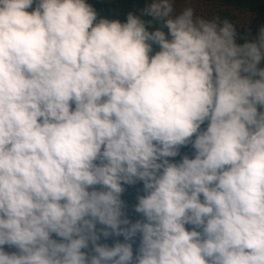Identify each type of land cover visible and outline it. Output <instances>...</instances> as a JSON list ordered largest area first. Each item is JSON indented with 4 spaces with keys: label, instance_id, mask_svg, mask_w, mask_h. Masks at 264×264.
Returning a JSON list of instances; mask_svg holds the SVG:
<instances>
[{
    "label": "clouds",
    "instance_id": "clouds-1",
    "mask_svg": "<svg viewBox=\"0 0 264 264\" xmlns=\"http://www.w3.org/2000/svg\"><path fill=\"white\" fill-rule=\"evenodd\" d=\"M238 38L0 0V264H264V26Z\"/></svg>",
    "mask_w": 264,
    "mask_h": 264
},
{
    "label": "trees",
    "instance_id": "trees-1",
    "mask_svg": "<svg viewBox=\"0 0 264 264\" xmlns=\"http://www.w3.org/2000/svg\"><path fill=\"white\" fill-rule=\"evenodd\" d=\"M90 2L93 3L102 14L112 18L119 17L123 19L127 12L142 8L145 0H90ZM222 5L227 8H242L253 14L261 15L264 26V0H223ZM223 19L224 18H221V20ZM258 31L259 29L257 28L248 30L238 29V43H243L245 39L254 37ZM134 196L135 190L129 188L124 198L131 203L134 202Z\"/></svg>",
    "mask_w": 264,
    "mask_h": 264
},
{
    "label": "rangeland",
    "instance_id": "rangeland-1",
    "mask_svg": "<svg viewBox=\"0 0 264 264\" xmlns=\"http://www.w3.org/2000/svg\"><path fill=\"white\" fill-rule=\"evenodd\" d=\"M222 1L223 0H176V5L177 8L191 5L196 8L198 14L207 18L219 16L220 19H229L237 24L238 29H260V27L263 26L261 15L253 14L242 8L224 7Z\"/></svg>",
    "mask_w": 264,
    "mask_h": 264
}]
</instances>
